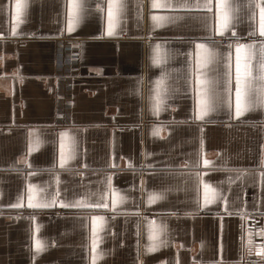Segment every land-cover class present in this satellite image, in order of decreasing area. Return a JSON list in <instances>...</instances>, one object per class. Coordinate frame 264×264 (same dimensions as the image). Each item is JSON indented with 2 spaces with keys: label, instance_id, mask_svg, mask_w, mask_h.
<instances>
[{
  "label": "crops",
  "instance_id": "1",
  "mask_svg": "<svg viewBox=\"0 0 264 264\" xmlns=\"http://www.w3.org/2000/svg\"><path fill=\"white\" fill-rule=\"evenodd\" d=\"M19 2L18 23L17 0H0V264H92L99 217L95 264H264L259 9L227 0L221 32L217 10L203 7L216 0H121L108 35V0H77L72 31L66 0ZM197 44L218 53L202 71L224 97L229 53L232 63L231 110L203 120L193 116ZM237 44L253 45L257 98L239 118ZM62 134L76 145L63 167ZM29 184L34 202L55 204L28 207ZM153 194L162 198L149 203Z\"/></svg>",
  "mask_w": 264,
  "mask_h": 264
},
{
  "label": "snow or ice",
  "instance_id": "2",
  "mask_svg": "<svg viewBox=\"0 0 264 264\" xmlns=\"http://www.w3.org/2000/svg\"><path fill=\"white\" fill-rule=\"evenodd\" d=\"M247 4L249 8H258L259 9V20H260V34L264 36V0H247ZM153 7H160L157 3V0H153ZM26 8L27 5H22L19 0H17L16 4V11H17V22L19 23V14L21 9ZM66 14H67V28L68 31H72L75 24L79 22L81 17V13L83 12L84 5L83 3L77 2V0H66ZM97 7H100L97 5ZM124 4L121 0H108L107 4V15H108V29L107 34L113 35L114 29L116 27L117 18L120 10H122ZM206 9L215 8L219 16V26L221 32L225 28H227L231 22V15L230 10L232 5H230L227 0H216V3L209 4L205 3L203 5ZM254 16V13H253ZM163 18L161 17H153V20L160 21ZM233 36H235V32H233ZM231 48V45H229ZM253 45H243L237 44L236 45V57H235V117H241L245 112H247L250 108L255 106L257 102L256 98V86L254 84V80L256 79L253 77L252 74V65H251V58L252 52L251 49ZM159 46L157 45V50ZM261 52H262V62L260 64V97L258 102L264 106V42L261 43ZM218 53H216L213 49L207 47L204 44H197L196 45V53H195V60L190 62V72H191V79L193 82V116L197 120H203L205 116H207L210 112L216 111L218 108L222 106H227L229 110L232 108V63H231V54L229 53L228 60L225 63V67L227 71L224 73L226 77V83L228 87L226 89L227 97L222 96L218 91L214 88V81L210 80L206 77V74L202 71L207 64H209L212 60L216 59ZM158 62L154 59V63ZM162 83V80L157 81V87ZM157 106L161 101L159 100V92L157 93ZM231 115V113H230ZM154 134L158 135L159 131L154 130ZM201 149L203 148V139L200 141ZM67 152V155H66ZM76 153V145L74 139L70 140V142L66 145L64 142V134L61 135V145H60V165L63 167L68 159H73ZM212 162L208 159L203 160L204 165H210ZM199 176V173L197 174ZM264 175V174H262ZM109 179V189H111V177ZM205 195H204V205L209 203H213L214 199L209 197V192H215V189H212L210 185L205 184ZM59 195V193H57ZM162 198L158 194H153L149 198V203H154L156 199ZM23 197H18V201H22ZM28 207L31 208H47L52 207L55 204V197L51 203H37L34 202V186L29 184L28 185ZM124 197H120V200H123ZM115 204V201H114ZM225 204L227 205V200H225ZM12 207L21 206L20 204L11 205ZM61 206L68 208V207H77L80 206L79 204H70L64 203L61 201ZM91 207H107V204H96L91 205ZM227 212V207L225 208ZM231 214V213H229ZM18 218V217H17ZM30 219H34V217H29ZM97 220L102 221L103 217L93 218V227H92V264H95L97 259L96 252H97V244L99 237L97 232L99 230V225L97 224ZM222 221V217H221ZM38 230V229H37ZM223 230V224L221 223V232ZM261 235H264V230H262ZM154 238L150 236V239ZM36 251L39 253L43 251L45 245L40 242L36 241ZM149 251H155V246H150Z\"/></svg>",
  "mask_w": 264,
  "mask_h": 264
},
{
  "label": "built area",
  "instance_id": "3",
  "mask_svg": "<svg viewBox=\"0 0 264 264\" xmlns=\"http://www.w3.org/2000/svg\"><path fill=\"white\" fill-rule=\"evenodd\" d=\"M51 217H54V214H51Z\"/></svg>",
  "mask_w": 264,
  "mask_h": 264
}]
</instances>
